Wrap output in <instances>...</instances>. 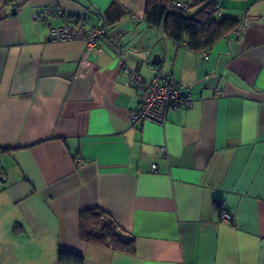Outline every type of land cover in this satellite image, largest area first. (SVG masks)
Instances as JSON below:
<instances>
[{"label": "crops", "instance_id": "obj_1", "mask_svg": "<svg viewBox=\"0 0 264 264\" xmlns=\"http://www.w3.org/2000/svg\"><path fill=\"white\" fill-rule=\"evenodd\" d=\"M183 2L190 17L213 3L240 28L195 53L146 24V0H0V264H59V251L83 264H264V0ZM45 8L61 15L36 20ZM85 9L86 27L106 30L91 54L51 42ZM124 67L146 82L161 69L192 106L131 124L141 94ZM92 209L134 254L80 240Z\"/></svg>", "mask_w": 264, "mask_h": 264}, {"label": "trees", "instance_id": "obj_2", "mask_svg": "<svg viewBox=\"0 0 264 264\" xmlns=\"http://www.w3.org/2000/svg\"><path fill=\"white\" fill-rule=\"evenodd\" d=\"M186 10L169 11L171 0H146L144 20L150 28H159L176 44H185L184 47L195 53L210 50L219 40L230 33L238 32L240 22L230 18H217V6L213 3L202 5L190 17L187 15L189 6L180 0ZM87 19V17H86ZM216 208L221 212L220 204ZM18 226L15 227L17 229ZM79 238L82 242L113 251L134 254L133 239L121 234L114 220L105 212L92 209L79 214ZM59 264H83L81 256L59 251Z\"/></svg>", "mask_w": 264, "mask_h": 264}, {"label": "built area", "instance_id": "obj_3", "mask_svg": "<svg viewBox=\"0 0 264 264\" xmlns=\"http://www.w3.org/2000/svg\"><path fill=\"white\" fill-rule=\"evenodd\" d=\"M8 9L11 14L16 13V9L9 5ZM169 11L186 10V7L180 0H171L168 6ZM88 10H84L78 19H68L65 24L57 27H51L49 30V38L51 42H74L82 41L85 45V55L91 54L97 43L104 39L106 30L102 26L87 28L86 17ZM60 16L61 12L53 8H45L39 12L36 20L45 21L49 16ZM178 45V44H177ZM179 46H185L182 43ZM123 72L127 75L129 84L140 92V100L138 108L130 115V123L150 122L158 126H164L167 122V115L170 111L181 108H190L193 98L190 93H182L175 81L164 74L161 69L157 70L154 78L150 82H146L137 71L128 67L123 68ZM165 149L160 148L159 153L164 154ZM80 164L78 158L75 159ZM151 172H156L157 167L152 165ZM232 217L229 214H222V222L230 224Z\"/></svg>", "mask_w": 264, "mask_h": 264}, {"label": "water", "instance_id": "obj_4", "mask_svg": "<svg viewBox=\"0 0 264 264\" xmlns=\"http://www.w3.org/2000/svg\"><path fill=\"white\" fill-rule=\"evenodd\" d=\"M154 63H158V62H154ZM0 181H3L2 177L0 176Z\"/></svg>", "mask_w": 264, "mask_h": 264}]
</instances>
